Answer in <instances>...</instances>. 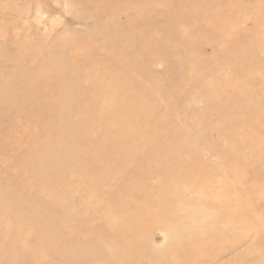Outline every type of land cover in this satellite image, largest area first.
Masks as SVG:
<instances>
[{"label": "rangeland", "instance_id": "374dc122", "mask_svg": "<svg viewBox=\"0 0 264 264\" xmlns=\"http://www.w3.org/2000/svg\"><path fill=\"white\" fill-rule=\"evenodd\" d=\"M0 264H264V0H0Z\"/></svg>", "mask_w": 264, "mask_h": 264}]
</instances>
